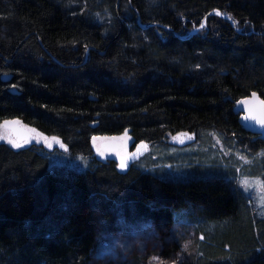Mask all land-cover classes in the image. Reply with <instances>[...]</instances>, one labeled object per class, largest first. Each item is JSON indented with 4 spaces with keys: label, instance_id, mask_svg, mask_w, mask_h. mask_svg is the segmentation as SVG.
I'll return each instance as SVG.
<instances>
[{
    "label": "trees",
    "instance_id": "1",
    "mask_svg": "<svg viewBox=\"0 0 264 264\" xmlns=\"http://www.w3.org/2000/svg\"><path fill=\"white\" fill-rule=\"evenodd\" d=\"M252 91L264 99V0H0V125L15 118L89 160L85 170L53 166L33 140L0 142V264H152L149 254L264 264V218L224 174L173 180L131 158L122 169L93 142L124 133L149 146L212 129L261 151L264 174V139L234 112ZM177 210L214 223L201 252L174 233L171 248L145 250L134 224L163 228L164 238ZM100 235L122 242L100 253Z\"/></svg>",
    "mask_w": 264,
    "mask_h": 264
},
{
    "label": "rangeland",
    "instance_id": "2",
    "mask_svg": "<svg viewBox=\"0 0 264 264\" xmlns=\"http://www.w3.org/2000/svg\"><path fill=\"white\" fill-rule=\"evenodd\" d=\"M221 13L223 15L227 14L226 12ZM228 17L231 18V16ZM207 18L200 22L199 29L202 30L205 27ZM202 22H205L204 27H201ZM31 129L33 131H28L30 134L29 139L51 152L50 161L52 165L55 164L53 166L63 165L77 170H85L88 167L89 160L80 154L70 155L66 146L61 147L62 141L59 137L55 135L47 136L34 128ZM4 131L5 128L0 125V133ZM10 133L7 129V135L17 141L13 134L11 135ZM33 133H36L35 135L38 136L35 137ZM180 134L184 133L170 135L165 141L148 146L146 143L130 144V139L123 133L118 137H112V139L119 141V148L114 153H111V155L119 157L120 161L122 157L124 159L132 158L135 161L133 165L173 180L195 178L197 176H221V174H224L226 179L232 181L233 184L240 188L248 201V207L254 217L264 218V187L260 186L264 185V174L261 172L263 164L260 166L259 163L260 156L263 153L261 151L254 152L248 150L246 146L239 143L233 136L224 137L226 138V141H224L221 132L212 129L201 130L200 135L185 133L186 135L180 136ZM178 136H180V139H174V137ZM53 138L56 139L53 140ZM110 139L111 137L94 139L95 152L102 159L108 157V154L101 147L100 143ZM25 140L29 142L27 137L22 138L20 142L24 143ZM0 142L11 145L6 139H0ZM49 143H51V147H49ZM245 180L250 182L249 185L244 183ZM188 216L177 210L174 217L176 224L173 227V232L169 230L168 235L166 234L164 238L161 235L164 234L162 230L165 229L160 227L158 229L154 225L136 223L134 224V230L137 229L138 233L140 232L143 236L142 240L148 243L145 246V250L151 253L157 251V249L149 245L150 242H156L158 247L162 244L165 249L171 246V240L175 241L174 235L178 237L176 240L182 243L181 247L189 252V254L200 253V243L207 241L206 235L202 230L206 226L211 227L209 230H213L214 223L200 218V212L196 210L188 212ZM218 228L221 229L223 227L219 226ZM148 232H151V234L145 235ZM135 238L136 236H133V239ZM108 240H112V238L105 240L102 235L99 236L97 247L100 253L103 251L101 244L105 247L107 246L105 243L114 245L122 242V237H117L113 243L107 242ZM128 240L129 238L124 241L123 245L117 247V251L121 252L123 247L130 246L126 242ZM100 253L97 254L100 255ZM149 256L150 254L147 256L146 261L143 262H151L152 264H178V262L174 261H168L169 263H167L165 260L159 259V256L151 257V259Z\"/></svg>",
    "mask_w": 264,
    "mask_h": 264
},
{
    "label": "water",
    "instance_id": "3",
    "mask_svg": "<svg viewBox=\"0 0 264 264\" xmlns=\"http://www.w3.org/2000/svg\"><path fill=\"white\" fill-rule=\"evenodd\" d=\"M221 13V12H219ZM221 16L225 17L222 13ZM206 17H204L205 19ZM255 94V95H253ZM247 101V103H244ZM260 101H264V99L259 95L257 91H252L248 96L241 98L236 101L234 106V112L236 114H239V123L241 127L246 130L249 133L254 134L255 136L264 139V125L260 124L256 119H252L251 116H260L261 115V108L264 107L260 104ZM251 109V113H250ZM246 117H249L246 119ZM8 123V127H15L18 130L17 133H19L20 136H23L22 138H26L27 136L24 134L23 128L18 125V123H12L14 121H17L16 119H7L3 121V125H5V122ZM23 132V133H22ZM101 147L107 151H115L119 148V141L116 139H110L106 140L101 143Z\"/></svg>",
    "mask_w": 264,
    "mask_h": 264
},
{
    "label": "snow or ice",
    "instance_id": "4",
    "mask_svg": "<svg viewBox=\"0 0 264 264\" xmlns=\"http://www.w3.org/2000/svg\"><path fill=\"white\" fill-rule=\"evenodd\" d=\"M217 14H219V13H217ZM201 27H204V25L203 24H201ZM253 95H255V94H253ZM244 103H247V101H245ZM260 104L262 105V106H264V101H260ZM250 113H251V109H250ZM249 117H246V119H248ZM251 118L252 119H256L260 124H262V125H264V107H262L261 108V115L260 116H251ZM8 123L9 122H5V131L4 132H2V133H0V139H6V140H8V142L13 146V147H15V148H20L22 145L20 144V143H18V142H16L15 140H13V139H11V137L10 136H8L7 135V125H8ZM12 123H18V121H14V122H12ZM184 135H186V134H180V136H184ZM180 136H178V137H174V139H180ZM47 139V138H46ZM56 138H53V140H55ZM95 139V138H94ZM58 142V141H57ZM24 143H28V141L27 140H25L24 141ZM49 147H51V143H49ZM61 147H64V145L63 144H61ZM142 147H144V146H142ZM101 155H103V153H101ZM120 167L123 169V168H125V167H127V162H126V160L122 157L121 158V162H120ZM244 183L246 184V185H249V181H247V180H245L244 181ZM258 184H259V182H257ZM261 187H264V185H260Z\"/></svg>",
    "mask_w": 264,
    "mask_h": 264
},
{
    "label": "bare ground",
    "instance_id": "5",
    "mask_svg": "<svg viewBox=\"0 0 264 264\" xmlns=\"http://www.w3.org/2000/svg\"><path fill=\"white\" fill-rule=\"evenodd\" d=\"M247 96H248V95H247ZM245 97H246V96H245ZM243 98H244V97H243ZM9 119L12 120L11 118H9ZM13 119H15V118H13ZM5 120H7V119H5ZM16 120H17V119H16ZM3 121H4V120H3ZM3 121L1 122V124L3 123ZM18 125H19V124H18ZM2 126L4 127L5 125L2 124ZM19 126H20V125H19ZM4 128H5V127H4ZM7 129L10 130L11 134H13L14 137H16L17 142H20V140L22 139L23 136H20L19 133H17V131H15V130H18V129L15 128V127H8V126H7ZM18 131H19V130H18ZM24 131H25V130H24ZM19 132H21V131H19ZM126 132H128V130H126L125 133H126ZM22 133H23V132H22ZM24 134L27 136V138L30 137V134H28L27 132H24ZM250 134H252V133H250ZM253 135H254V134H253ZM113 137H114V136H113ZM111 139H112V137H111ZM100 144H101V143H100ZM147 145H148V144H147ZM117 150H118V149H117ZM117 150H115V151H117ZM140 150H141V149H140ZM104 151H105V149H104ZM109 152L112 153L113 151H109ZM111 153H108V152H107L108 157H106V158H113V156L111 155ZM96 155H97V154H96ZM99 157H100V156H99ZM104 158H105V157H104ZM106 158H105V159H106ZM113 159H114V158H113ZM131 159H132V158H131ZM132 160H133V159H132ZM133 161H134V160H133ZM134 162H135V161H134ZM53 165H55V164H53ZM64 174H65V173H64ZM239 194H240V193H239Z\"/></svg>",
    "mask_w": 264,
    "mask_h": 264
},
{
    "label": "flooded vegetation",
    "instance_id": "6",
    "mask_svg": "<svg viewBox=\"0 0 264 264\" xmlns=\"http://www.w3.org/2000/svg\"><path fill=\"white\" fill-rule=\"evenodd\" d=\"M28 134H29V133H28ZM42 134H43V133H42ZM47 136H48V135H47ZM29 138H30V137H29ZM29 138H28V139H29ZM94 138H95V139H97L96 137H94ZM94 138H93V142H94ZM60 140H61V139H60ZM130 144H132V145H133V142H132V140H130ZM66 148H67V147H66ZM67 150H68V148H67ZM105 152H106V153H107V152H108V153H110V152H109V151H107V150H105ZM95 153H96V152H95Z\"/></svg>",
    "mask_w": 264,
    "mask_h": 264
}]
</instances>
